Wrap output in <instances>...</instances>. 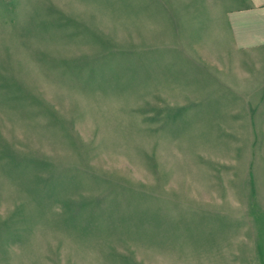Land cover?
<instances>
[{"label":"rangeland","instance_id":"374dc122","mask_svg":"<svg viewBox=\"0 0 264 264\" xmlns=\"http://www.w3.org/2000/svg\"><path fill=\"white\" fill-rule=\"evenodd\" d=\"M215 36L202 0H0V264H264V57Z\"/></svg>","mask_w":264,"mask_h":264},{"label":"crops","instance_id":"0c3cea01","mask_svg":"<svg viewBox=\"0 0 264 264\" xmlns=\"http://www.w3.org/2000/svg\"><path fill=\"white\" fill-rule=\"evenodd\" d=\"M202 29L216 31L217 36L208 38L210 44L221 45V39L225 38V44L231 45L232 56L242 53L251 61H261L264 57V0H202ZM225 57L224 53H217L213 58L220 62ZM232 83L231 94L240 96L241 105H259L258 110L264 111V75L257 83L253 79L247 89L242 87L241 81L240 88L235 86V81ZM252 83L257 84V89Z\"/></svg>","mask_w":264,"mask_h":264}]
</instances>
